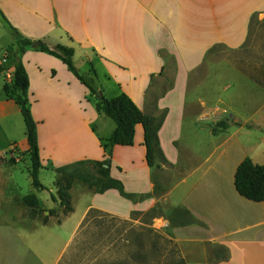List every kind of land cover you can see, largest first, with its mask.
Listing matches in <instances>:
<instances>
[{"label":"crops","instance_id":"1","mask_svg":"<svg viewBox=\"0 0 264 264\" xmlns=\"http://www.w3.org/2000/svg\"><path fill=\"white\" fill-rule=\"evenodd\" d=\"M0 10L32 43L73 49L76 68L95 80L103 98L125 94L145 115L164 118L158 135L167 163L158 161L161 168L147 163L141 125L132 147H115L109 156L105 148L116 125L97 111V95L40 45L26 50L22 62L43 169L57 178L56 169L109 160L111 177L129 195L147 197L134 203L116 190L82 187L86 203L77 211L72 189L68 216L59 200L48 203L62 217H55L58 227L74 225L56 258L92 210L127 218L157 205L159 188L161 198L183 210L172 234L185 264H264V202L248 201L235 188L246 158L264 164V119H256L264 112V63L238 54L262 46L255 36L264 26V0H0ZM7 50L0 56V159L5 149L14 156L15 147L25 154L29 148L27 138L26 146L18 141L20 109L4 94L7 74L14 73ZM63 143L74 147L61 151ZM16 167L0 168V191L15 196L21 190ZM51 192L57 197L56 188ZM39 193L33 188L30 194ZM14 236L17 241L18 232ZM20 239L19 264H47L53 256L26 230Z\"/></svg>","mask_w":264,"mask_h":264},{"label":"rangeland","instance_id":"2","mask_svg":"<svg viewBox=\"0 0 264 264\" xmlns=\"http://www.w3.org/2000/svg\"><path fill=\"white\" fill-rule=\"evenodd\" d=\"M257 32L255 39L259 41V45L262 43V46L247 47L238 54L246 57H260L261 62L264 63V26L259 27ZM11 43L13 38L0 20V56L5 54ZM241 66L248 65L241 64ZM261 66L264 68V64ZM5 81L9 80L6 78ZM19 119L21 130L18 141L21 146H26L27 144L23 143L26 141V136L22 116H19ZM256 119H264V112L257 114ZM58 147L61 151L63 149L70 151L74 145L63 143L61 147L59 145ZM4 152H8V155L0 159V168L17 166L20 195L28 196L33 190L30 159L16 147L14 156H10L9 149H5ZM76 170L93 181H98L93 167L77 165ZM40 180L47 190L36 194L42 204L39 205L35 216L32 215V210L24 205L19 192L15 196L14 193L8 192L7 188L0 191V264H19L18 257L25 246L20 239V234L25 230L31 234V240L42 244L45 249L52 252L53 256H47V264L54 260L55 264H185L178 255V247L172 234L175 217L181 215V212L176 211L164 198L160 197L162 193L159 192V188L154 193L159 198L157 205L144 211L136 210L127 218L115 217L99 211L92 213L86 224L80 227L75 238L69 242L63 254L56 258L55 254H59L68 242L74 225L67 222L62 228V225L58 227L59 221L55 217H50L46 225L43 223L44 217L51 211L46 205L52 202V196L56 194L51 192V189L55 190V172L51 169H42ZM166 180L169 183L168 174ZM82 187L88 188L80 181H75L72 185L77 211H81L86 203L79 193ZM10 194L12 197L15 196L14 202L10 199ZM146 198L135 196L136 200L133 202H143ZM16 232L19 236L17 241L14 236ZM58 233H61L60 238ZM14 247H17L16 253L13 252Z\"/></svg>","mask_w":264,"mask_h":264},{"label":"trees","instance_id":"3","mask_svg":"<svg viewBox=\"0 0 264 264\" xmlns=\"http://www.w3.org/2000/svg\"><path fill=\"white\" fill-rule=\"evenodd\" d=\"M0 20L4 27L13 38V45L7 50L4 58H9L14 64V73L10 82L5 81L4 94L8 101L14 102L20 109L26 126V138L28 143V156L31 161L30 177L32 185L38 192L46 191L47 188L41 183L40 172L43 169L40 148L38 140V126L35 122L31 103L29 100V76L22 62V56L26 50L32 46V42L22 36L8 21L0 10ZM39 50L60 59L68 69L84 84L92 95H97L98 90L95 86V80L88 75H81L74 64L73 49L57 46L50 49L45 44H41ZM96 109L100 114L110 118L116 125V129L108 140L106 151L109 156L115 147H132L135 142V134L137 126L141 125L144 129V146L147 150V163L151 168H161L158 161L167 163L160 147L159 130L163 124L164 118L158 122L155 118L145 115L135 103L125 94H122L111 100L102 98L97 99ZM77 165H89L95 170L98 181L95 182L91 178L76 170ZM57 178L54 183L58 190L57 197L52 196L53 202L60 201L62 207V216H68L74 212L72 196L70 191L75 181H80L94 190L98 194H104L109 190H116L124 198L135 201L134 195H129L125 191L123 183L111 177V162L105 160L103 162H83L56 169ZM235 188L238 194L254 203L264 202V164L256 165L254 162L246 158L237 168L235 173ZM25 206L32 210L35 216L40 205L39 199L35 194H29L23 199ZM96 212L92 210L82 226L86 224L90 215ZM183 213V210L180 211ZM50 217H60L56 211H49V215L44 217L43 223L46 225ZM60 223V220H59Z\"/></svg>","mask_w":264,"mask_h":264},{"label":"water","instance_id":"4","mask_svg":"<svg viewBox=\"0 0 264 264\" xmlns=\"http://www.w3.org/2000/svg\"><path fill=\"white\" fill-rule=\"evenodd\" d=\"M39 45H41V43H39V42L33 43L32 48H37ZM97 97L99 98V100H101L103 98L101 93H98Z\"/></svg>","mask_w":264,"mask_h":264},{"label":"built area","instance_id":"5","mask_svg":"<svg viewBox=\"0 0 264 264\" xmlns=\"http://www.w3.org/2000/svg\"><path fill=\"white\" fill-rule=\"evenodd\" d=\"M12 76H13V75H11V73H8V74H7V79L9 80L8 82H10V81L12 80Z\"/></svg>","mask_w":264,"mask_h":264}]
</instances>
